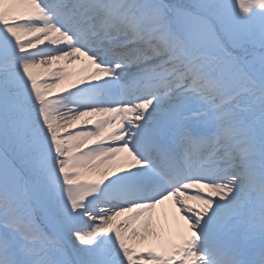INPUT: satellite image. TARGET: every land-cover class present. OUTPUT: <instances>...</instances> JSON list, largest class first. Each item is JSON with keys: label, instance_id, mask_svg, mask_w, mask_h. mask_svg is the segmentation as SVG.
Instances as JSON below:
<instances>
[{"label": "snow or ice", "instance_id": "1", "mask_svg": "<svg viewBox=\"0 0 264 264\" xmlns=\"http://www.w3.org/2000/svg\"><path fill=\"white\" fill-rule=\"evenodd\" d=\"M0 264H264V0H0Z\"/></svg>", "mask_w": 264, "mask_h": 264}, {"label": "bare ground", "instance_id": "2", "mask_svg": "<svg viewBox=\"0 0 264 264\" xmlns=\"http://www.w3.org/2000/svg\"><path fill=\"white\" fill-rule=\"evenodd\" d=\"M157 211H158V213H160V211H161V210H160V209H158Z\"/></svg>", "mask_w": 264, "mask_h": 264}]
</instances>
